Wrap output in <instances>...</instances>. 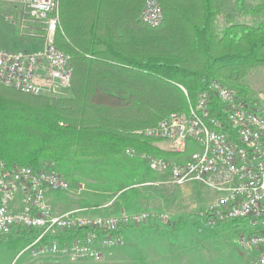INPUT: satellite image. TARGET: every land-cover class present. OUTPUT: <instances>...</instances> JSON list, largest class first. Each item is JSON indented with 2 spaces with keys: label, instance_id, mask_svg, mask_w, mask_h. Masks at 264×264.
Wrapping results in <instances>:
<instances>
[{
  "label": "trees",
  "instance_id": "16d2710c",
  "mask_svg": "<svg viewBox=\"0 0 264 264\" xmlns=\"http://www.w3.org/2000/svg\"><path fill=\"white\" fill-rule=\"evenodd\" d=\"M158 1L164 21L151 28L140 21L145 0H60L55 42L72 60L70 94L42 98L0 86V162L36 169L48 161L72 188L85 182L83 206L99 208L110 200L115 208H133L147 192L148 186H140L159 179L141 155L169 161L182 155L163 150L147 129L171 113L189 112L214 80L259 102L247 79L264 68V0L257 26L221 31L216 20L222 0ZM125 17L132 20H116ZM36 29L37 38L25 41L40 43L45 25L36 23ZM108 51L121 52V58L107 61ZM210 113L238 143L216 96ZM52 193L53 198L65 194ZM246 223L234 220L221 227L237 236L248 231ZM149 230L129 229L125 239ZM40 233L29 229L0 238L13 237L12 249L21 250Z\"/></svg>",
  "mask_w": 264,
  "mask_h": 264
},
{
  "label": "built area",
  "instance_id": "2783aa9c",
  "mask_svg": "<svg viewBox=\"0 0 264 264\" xmlns=\"http://www.w3.org/2000/svg\"><path fill=\"white\" fill-rule=\"evenodd\" d=\"M0 2L21 6L34 21L45 25L37 51L0 48V86L35 97L69 96L60 94L71 88L72 60L55 42L60 0ZM140 21L151 28L163 23L158 0H145ZM214 96L221 101L238 143L224 131L222 120L211 116ZM145 134L166 144L173 153H183L190 141L198 146L182 163L150 154L141 157L153 172L167 177L166 183L182 186L198 182L215 190L216 198L199 214L200 224L213 229L234 220L246 221L243 228L248 231L238 236L237 244L253 253L254 264H264V110L258 102H249L236 90L214 80L189 112L171 113ZM78 184L77 191H84V183ZM71 188L69 180L48 161L36 169L28 165L7 167L0 162V235L41 230L20 253L28 254L35 263L52 260L100 264L125 244L124 233L129 229L177 224L174 215L168 213L121 210L114 216H87L77 211L58 214L48 193H67Z\"/></svg>",
  "mask_w": 264,
  "mask_h": 264
},
{
  "label": "rangeland",
  "instance_id": "374dc122",
  "mask_svg": "<svg viewBox=\"0 0 264 264\" xmlns=\"http://www.w3.org/2000/svg\"><path fill=\"white\" fill-rule=\"evenodd\" d=\"M261 2L262 0H222L223 12L216 20L218 30L238 24L257 26L263 18L257 11ZM36 23L21 6L0 2V48L15 52L37 51L42 45V40L35 43L24 39L37 38L39 34L36 32ZM247 82L259 99V107L264 110V68L252 71ZM62 94L69 95L70 91H62L60 95ZM158 141L163 150L170 152L166 144ZM188 145L189 149L186 148L182 153L180 162H173L182 163L199 149L191 141ZM158 176L156 181L140 186H148L144 189L147 192L140 204L133 208H115L114 204L110 207L109 204L113 203L110 200L99 208L83 206L81 202L84 196H87L85 182H79L84 183L85 190L82 192L77 191V184L71 191L63 192V196L48 197L58 214L77 211L87 216H114L125 210L131 213L154 212L174 215L173 222L177 224H157L160 228H150L151 233L149 230L132 234L123 246L115 249L109 258L100 264H254L253 253L243 251L237 244L239 235L232 234L230 229L220 225L212 229L200 224L199 214L216 198L215 190L198 182L176 186L166 183V176ZM70 184L72 185L71 182ZM13 241L11 236L0 238V264H97L87 261L57 263L52 260L35 263L28 258V254L20 255L23 249L13 250Z\"/></svg>",
  "mask_w": 264,
  "mask_h": 264
},
{
  "label": "crops",
  "instance_id": "0c3cea01",
  "mask_svg": "<svg viewBox=\"0 0 264 264\" xmlns=\"http://www.w3.org/2000/svg\"><path fill=\"white\" fill-rule=\"evenodd\" d=\"M117 21H119V22H121V21H128V20H132V19H130V17L128 18V17H125V18H119V19H116ZM112 52H110V51H108V52H106V56H107V61H109V62H112V61H114V58L115 59H117L118 58V56H120V58H121V52H117V53H119L118 55H117V53L115 52V53H113V54H111ZM115 62V61H114ZM122 67H124V68H126V69H131V67L130 66H128V65H122Z\"/></svg>",
  "mask_w": 264,
  "mask_h": 264
}]
</instances>
